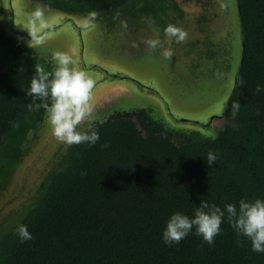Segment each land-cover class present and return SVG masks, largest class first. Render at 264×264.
Wrapping results in <instances>:
<instances>
[{
    "label": "trees",
    "instance_id": "trees-1",
    "mask_svg": "<svg viewBox=\"0 0 264 264\" xmlns=\"http://www.w3.org/2000/svg\"><path fill=\"white\" fill-rule=\"evenodd\" d=\"M32 1L111 23L141 15L157 20L168 8L165 0ZM235 6L240 60L216 134L174 131L140 110L94 124L100 134L94 146L60 145L32 194L1 212L0 264H264V253L253 252L227 222L212 245L192 233L173 246L161 240L168 217L191 216L200 199L221 208L264 199V94L255 91L264 84V0ZM37 65L53 69L0 27V199L43 122V110H30L25 94ZM209 151L218 153L211 167ZM17 223L27 225L31 240L20 242Z\"/></svg>",
    "mask_w": 264,
    "mask_h": 264
},
{
    "label": "rangeland",
    "instance_id": "rangeland-1",
    "mask_svg": "<svg viewBox=\"0 0 264 264\" xmlns=\"http://www.w3.org/2000/svg\"><path fill=\"white\" fill-rule=\"evenodd\" d=\"M165 1L168 8L157 20L126 17L123 28L118 21L107 20L108 16L67 15L32 0H1L0 27L23 50L53 67L54 53H67L73 58L71 67L84 70L94 80V111L79 126L81 130L118 112L140 110L165 128L213 137L222 122L217 115L228 79L240 60L235 0ZM36 8L43 9L47 26L40 32L43 43L29 46L27 14ZM169 24L184 30L186 38L168 41L164 29ZM157 38L162 46L149 49L145 41ZM163 48L172 49L170 59L163 57ZM132 118L139 126L138 119ZM32 133L30 148L0 199V214L7 204L18 207L32 194L62 145L50 136L44 114Z\"/></svg>",
    "mask_w": 264,
    "mask_h": 264
},
{
    "label": "clouds",
    "instance_id": "clouds-1",
    "mask_svg": "<svg viewBox=\"0 0 264 264\" xmlns=\"http://www.w3.org/2000/svg\"><path fill=\"white\" fill-rule=\"evenodd\" d=\"M27 24L29 46L42 44L44 37L40 32L47 26L43 9L36 8L27 14ZM120 24L123 28L127 27L124 20ZM164 35L168 41L174 39L181 42L187 33L169 24L164 29ZM145 43L151 50L162 46L159 38L149 39ZM162 55L170 59L173 51L163 48ZM53 61L51 71L42 65L35 66V74L25 90V94L31 98L27 107L30 110H43L50 136L56 141L68 146H94L100 140L99 132L90 123L86 124V130H81L79 126L88 121L94 111L92 90L95 82L84 70L71 67L73 58L67 53H54ZM255 91L264 94V84H257ZM231 108L238 110L240 105L233 102ZM104 146L107 147V144ZM217 158L218 153L209 151L205 161L211 167ZM224 222L228 223L238 238L249 242L253 252L264 253V199L261 198H241L237 203H226L223 208L200 199L191 216L177 211L168 217L161 231V240L166 246H173L192 233L204 243L212 245L214 238L221 233ZM14 233L21 243L32 239L26 224L17 223Z\"/></svg>",
    "mask_w": 264,
    "mask_h": 264
}]
</instances>
